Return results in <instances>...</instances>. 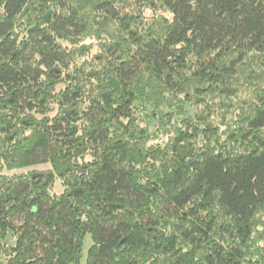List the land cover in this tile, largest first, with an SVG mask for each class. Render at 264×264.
<instances>
[{
    "label": "trees",
    "instance_id": "obj_1",
    "mask_svg": "<svg viewBox=\"0 0 264 264\" xmlns=\"http://www.w3.org/2000/svg\"><path fill=\"white\" fill-rule=\"evenodd\" d=\"M0 264H264V0H0Z\"/></svg>",
    "mask_w": 264,
    "mask_h": 264
},
{
    "label": "rangeland",
    "instance_id": "obj_2",
    "mask_svg": "<svg viewBox=\"0 0 264 264\" xmlns=\"http://www.w3.org/2000/svg\"><path fill=\"white\" fill-rule=\"evenodd\" d=\"M49 168H50L49 165H42V166L30 167L29 169L30 170H37V171H44V170H48ZM57 186H59V185H57ZM61 191H62V189H61L60 186L59 187H56V191H55L56 193L57 192H61ZM90 241H91V239H90V237H88V240L86 242V247H85L84 253L87 252V249L89 247Z\"/></svg>",
    "mask_w": 264,
    "mask_h": 264
}]
</instances>
